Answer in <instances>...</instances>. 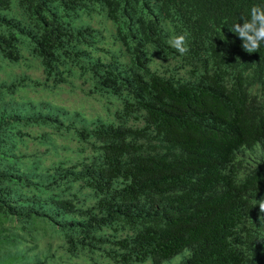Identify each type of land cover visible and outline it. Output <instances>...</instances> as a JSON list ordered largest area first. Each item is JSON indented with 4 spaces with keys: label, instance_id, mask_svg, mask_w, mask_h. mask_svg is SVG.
<instances>
[{
    "label": "trees",
    "instance_id": "1",
    "mask_svg": "<svg viewBox=\"0 0 264 264\" xmlns=\"http://www.w3.org/2000/svg\"><path fill=\"white\" fill-rule=\"evenodd\" d=\"M254 5L0 0V264H264V43L229 30ZM71 81L110 113L25 95Z\"/></svg>",
    "mask_w": 264,
    "mask_h": 264
},
{
    "label": "rangeland",
    "instance_id": "2",
    "mask_svg": "<svg viewBox=\"0 0 264 264\" xmlns=\"http://www.w3.org/2000/svg\"><path fill=\"white\" fill-rule=\"evenodd\" d=\"M95 21V20H94ZM93 21V22H94ZM94 24V23H93ZM16 73L17 70H14ZM26 74L31 75L33 78L38 80L40 83L42 82V77L39 72H26ZM1 78V75H0ZM79 81H71V83H67L65 85H60L52 91H43L39 89V87H35L32 90H27L25 95L29 98L48 102L50 105L61 106L68 110L69 112H80L83 115V118L92 119L95 116L103 117L109 110H105L104 107L108 106L106 100L100 98L98 96H87L83 93V87L78 86ZM111 111V106H108ZM110 113V112H109ZM108 113V114H109ZM107 117V116H106ZM68 143L65 141H58L57 147L67 146ZM49 150L48 148H39L40 152ZM50 151V150H49ZM46 152L45 154H47ZM44 154V155H45ZM57 154L60 156H64V152L59 148L57 149ZM45 163L47 164L50 160L53 159L52 153L50 155H46L44 157ZM190 255V252L184 250L183 252L177 254L173 258L163 261L161 264H181L185 259H187ZM64 261V260H63ZM66 263L62 264H78V260H69L64 261ZM135 264H150L149 261H145L142 263Z\"/></svg>",
    "mask_w": 264,
    "mask_h": 264
},
{
    "label": "clouds",
    "instance_id": "3",
    "mask_svg": "<svg viewBox=\"0 0 264 264\" xmlns=\"http://www.w3.org/2000/svg\"><path fill=\"white\" fill-rule=\"evenodd\" d=\"M229 30L242 41L241 47L245 52L249 54L258 52L264 43V6H252L250 17H241ZM168 31L171 33L167 41L168 46L175 49L180 56L187 55L190 51L188 34H175L170 28ZM256 205L259 208V218H264V198L257 200Z\"/></svg>",
    "mask_w": 264,
    "mask_h": 264
}]
</instances>
